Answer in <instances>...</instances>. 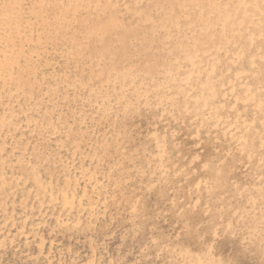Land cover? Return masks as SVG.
Listing matches in <instances>:
<instances>
[{
  "label": "rangeland",
  "instance_id": "1",
  "mask_svg": "<svg viewBox=\"0 0 264 264\" xmlns=\"http://www.w3.org/2000/svg\"><path fill=\"white\" fill-rule=\"evenodd\" d=\"M1 11L0 70L32 65L21 88L0 77V264H264V0H0ZM36 176L77 205L48 201Z\"/></svg>",
  "mask_w": 264,
  "mask_h": 264
},
{
  "label": "bare ground",
  "instance_id": "2",
  "mask_svg": "<svg viewBox=\"0 0 264 264\" xmlns=\"http://www.w3.org/2000/svg\"><path fill=\"white\" fill-rule=\"evenodd\" d=\"M8 2V1H7ZM19 2V1H18ZM15 4V3H14ZM18 4V3H17ZM6 6H8V5H6ZM9 7H10V9L13 7V6H10L9 5ZM60 8V7H59ZM2 12V11H1ZM0 12V13H1ZM3 13V12H2ZM1 13V14H2ZM214 13V12H213ZM4 14L5 13H3V15H0V16H4ZM202 14V13H201ZM10 17V16H9ZM122 21V20H121ZM122 23V22H121ZM117 24V23H116ZM118 26V25H117ZM115 27V26H114ZM118 28V27H117ZM8 29V28H7ZM201 29H202V27H201ZM6 30V29H5ZM87 33V32H86ZM163 34V33H162ZM174 36V35H173ZM163 37V36H162ZM163 39V38H162ZM242 42V41H241ZM18 45V44H17ZM196 45V44H195ZM40 48V47H39ZM3 49L6 51L7 49L9 50V52H10V54L8 55L9 57L7 58L8 59V61H5V62H9L10 63V65H11V63L13 64V62L10 60V59H12V56H14L15 55V53H14V47H13V45L11 46V47H8V45H6V43L3 45ZM35 50V49H34ZM79 52V51H78ZM116 52H118V51H116ZM17 53V52H16ZM32 54H33V52H32ZM81 54V53H80ZM100 55H101V53H100ZM118 55V54H117ZM120 55V54H119ZM96 56V55H95ZM94 56V57H95ZM0 57H1V55H0ZM17 57V56H16ZM21 57V56H20ZM51 57V56H50ZM49 57V58H50ZM81 57V56H80ZM103 57H104V55H103ZM14 58H15V56H14ZM27 58V57H26ZM25 58V59H26ZM83 58H85L84 56H83ZM87 58V57H86ZM90 58V57H89ZM96 58H98V57H96ZM100 59H101V57H99ZM106 58V57H105ZM244 58V57H243ZM242 58V59H243ZM1 59V58H0ZM15 59H17V58H15ZM25 59H23V60H25ZM32 59V58H31ZM115 59V58H114ZM113 59V60H114ZM194 59V58H193ZM2 60V59H1ZM0 60V61H1ZM14 61V60H13ZM15 61H17V60H15ZM94 61V60H93ZM101 61V60H100ZM198 61V60H197ZM30 62V61H29ZM82 62V61H81ZM23 64H21V65H18L16 68H12V66L11 67H9L8 68V70H0V77H2V83H8V84H10V82H13L14 84H15V88H21V86H22V84H24V82L22 83L21 82V80L23 79H21V74H26L28 77H29V73H30V71H31V63H28V59H27V62H22ZM193 63H194V61H193ZM17 64V63H16ZM37 64V63H36ZM42 64V63H41ZM53 64H54V62H53ZM38 65H39V63H38ZM37 65V66H38ZM48 65V64H47ZM16 66V65H15ZM8 67V66H7ZM6 67V68H7ZM40 67V66H39ZM41 67H44V66H41ZM208 67V66H207ZM33 69H35V68H33ZM37 69V68H36ZM94 69V68H93ZM37 71V70H36ZM39 71H40V69H39ZM200 71V70H199ZM35 73H37V72H35ZM42 73V72H41ZM44 73H46V72H44ZM32 74V73H31ZM136 74V73H135ZM213 74V73H212ZM33 75V74H32ZM166 75V74H165ZM22 76H24V75H22ZM36 76H38V74L36 75ZM40 76H41V74H40ZM125 76V75H124ZM62 77V76H61ZM129 77V76H128ZM134 77V76H133ZM209 77H210V75H209ZM26 78V77H25ZM38 78V77H37ZM202 78V77H201ZM30 79V78H29ZM39 79H41V78H39ZM199 79V78H198ZM45 80V79H44ZM123 80V79H122ZM164 80H165V77H164ZM179 80V79H178ZM192 80V79H191ZM91 81V80H90ZM95 81V80H94ZM1 82V81H0ZM30 82V81H29ZM113 82V81H112ZM161 82H163V81H161ZM12 83V84H13ZM27 83V82H26ZM38 83V82H37ZM37 83H35V84H37ZM39 83H41V81L39 82ZM46 83V82H45ZM93 83V82H92ZM123 83V82H122ZM166 83V82H165ZM164 83V84H165ZM11 84V85H12ZM34 84V85H35ZM44 84V83H43ZM6 85V84H5ZM29 85V84H28ZM38 85V84H37ZM208 85V84H207ZM8 86H10V85H7V87ZM165 86H167V85H165ZM1 87V86H0ZM5 87V86H4ZM163 87H164V85H163ZM9 88V87H8ZM13 88H14V86H13ZM29 88V87H28ZM136 88V87H135ZM216 88V87H215ZM5 89V88H4ZM7 89V88H6ZM23 89H24V87H23ZM159 89V88H158ZM163 89V88H162ZM10 90V89H9ZM8 89H7V91H9ZM19 90H21V89H19ZM27 90V89H26ZM31 90V89H30ZM183 90V89H182ZM186 90H188V89H186ZM185 90V91H186ZM198 90V89H197ZM0 91H2V89L0 90ZM4 91V90H3ZM25 91V90H24ZM23 91V92H24ZM45 91V90H44ZM19 92V91H18ZM17 92V93H18ZM21 92V91H20ZM43 92V91H42ZM145 92V91H144ZM1 93V92H0ZM15 93V92H14ZM3 94V93H2ZM11 94H12V92H11ZM31 94V93H30ZM29 94V95H30ZM167 94V93H166ZM1 95V94H0ZM19 95V94H18ZM162 95V94H161ZM11 96V95H10ZM77 96V95H76ZM155 96V95H154ZM171 96V95H170ZM1 97V96H0ZM6 97V96H5ZM9 97V96H8ZM15 97V96H14ZM20 97V96H19ZM24 97H26V96H24ZM162 97V96H161ZM11 98H12V96H11ZM16 98V97H15ZM28 98H30L29 96H28ZM88 98V97H87ZM138 98V97H137ZM158 98V97H157ZM217 98V97H216ZM1 99H3V100H5L4 98H1ZM159 99V98H158ZM31 100V99H30ZM211 100V99H210ZM213 100V99H212ZM137 101V100H136ZM4 102V101H3ZM177 102V101H176ZM207 102V101H206ZM1 103V102H0ZM163 103V102H162ZM205 103V102H204ZM203 103V104H204ZM92 104V103H91ZM148 104V103H147ZM202 104V105H203ZM2 105V104H1ZM94 105V104H93ZM81 106V105H80ZM207 106V105H206ZM76 107V106H75ZM145 107V106H144ZM151 107V106H150ZM1 108V107H0ZM2 108H3V106H2ZM70 108V107H69ZM81 108V107H80ZM106 108V107H105ZM105 108H104V110H105ZM58 109V108H57ZM83 109V108H82ZM89 109V108H88ZM103 109V108H102ZM63 110V109H62ZM97 110V109H96ZM126 110V109H125ZM84 111V110H83ZM103 111V110H102ZM218 111V110H217ZM33 112V111H32ZM48 113V112H47ZM104 113L106 114V111H104ZM50 115V114H49ZM45 116V115H44ZM115 118V117H114ZM101 119V118H100ZM120 119V118H119ZM18 120V119H17ZM111 120V119H110ZM3 121V120H2ZM78 121V120H77ZM96 121H98V120H96ZM248 121V120H247ZM246 121V122H247ZM47 122V121H46ZM79 122V121H78ZM45 123V122H44ZM3 124H4V122H3ZM63 124V123H62ZM61 124V125H62ZM119 124V123H118ZM249 123L247 122V125H248ZM253 124V123H252ZM255 124V123H254ZM9 125V124H8ZM40 125V124H39ZM4 126V125H3ZM63 126H64V124H63ZM124 126V125H123ZM15 127V126H14ZM92 127V126H91ZM39 128V127H38ZM61 128V127H60ZM59 128V129H60ZM64 128V127H63ZM90 128V127H89ZM124 128V127H123ZM2 130L3 129H5V127L4 128H1ZM9 129V128H8ZM14 129V128H13ZM17 129V128H16ZM28 129V128H27ZM67 129V128H66ZM81 129V128H80ZM83 129V128H82ZM93 129V128H92ZM12 130V128L10 129V131ZM61 130H63V129H61ZM71 130V129H70ZM91 130V129H90ZM17 131V130H16ZM55 131V130H54ZM2 132V131H1ZM15 132V131H14ZM43 132H44V130H43ZM62 132H64V130L62 131ZM81 132V131H80ZM89 132V131H88ZM118 132V131H117ZM11 133H12V131H11ZM19 133V132H18ZM36 133V132H35ZM65 133V132H64ZM76 133V132H75ZM83 133V132H82ZM7 134V133H6ZM5 134V135H6ZM14 134V133H13ZM27 134V133H26ZM30 134V133H29ZM41 134V133H40ZM57 134V133H56ZM83 134H85V133H83ZM104 134V133H103ZM102 134V135H103ZM109 134V133H108ZM1 135V134H0ZM23 135H24V133H23ZM64 135V134H63ZM67 135H69L68 133H67ZM101 135V136H102ZM116 135H118V134H116ZM16 136H18V135H16ZM21 136V135H20ZM33 136V135H32ZM35 136V135H34ZM74 136V135H73ZM122 136V135H121ZM243 136V135H242ZM28 137V136H27ZM41 137V136H40ZM61 137V136H60ZM68 137V136H67ZM76 137V136H75ZM11 138H13V136L11 137ZM11 138H10V140H11ZM34 138V137H33ZM52 138V137H51ZM64 138V137H63ZM77 138V137H76ZM0 139H1V137H0ZM4 139V138H3ZM16 139V138H15ZM82 139V138H81ZM88 138H86V139H84V140H87ZM100 139V138H99ZM133 139V138H132ZM50 140V139H49ZM64 140H65V138H64ZM92 140V139H91ZM91 140H89V141H91ZM101 140V139H100ZM111 140V139H110ZM110 140H108V141H110ZM123 140V139H122ZM14 141V140H13ZM29 141V140H28ZM38 141V140H37ZM56 141V140H55ZM11 142V141H10ZM23 142V141H22ZM41 142V141H40ZM61 142V141H60ZM59 142V143H60ZM64 142H66V141H64ZM67 142H69V141H67ZM75 142V141H74ZM94 142V141H93ZM33 143H34V141H33ZM38 143V142H37ZM78 143V142H77ZM76 143V144H77ZM81 143V145H82V143L83 142H80ZM96 143V142H95ZM95 143H94V145H95ZM108 143V142H107ZM9 144H11V143H9ZM44 144V143H43ZM91 144V143H90ZM100 144V143H99ZM4 145V144H3ZM28 145H30V142H29V144ZM37 145V144H36ZM47 145V144H46ZM50 145V144H49ZM79 145V144H78ZM26 146V145H25ZM33 146V145H32ZM38 146H40V145H38ZM53 146H54V144H53ZM69 146V145H68ZM5 147V146H4ZM27 147V146H26ZM25 147V148H26ZM63 147V146H62ZM66 147V146H65ZM81 147V146H80ZM86 147V146H85ZM97 147V146H96ZM95 146H94V148H96ZM98 147L100 148V146L98 145ZM7 148V147H6ZM29 148V147H28ZM43 148V147H42ZM49 148V147H48ZM60 148H61V145H60ZM91 148V147H90ZM92 148H93V146H92ZM93 148V149H94ZM5 149V148H4ZM34 148H32V150H33ZM45 149V148H44ZM58 149H59V147H58ZM71 149H74L75 150V148H71ZM80 149V148H79ZM98 149V148H97ZM102 149V148H101ZM38 150V149H37ZM37 150H33L34 151V153H35V151H37ZM55 150V149H54ZM82 150V149H81ZM104 150V149H103ZM105 151V150H104ZM124 151V150H123ZM132 151V150H131ZM42 152V151H41ZM46 152V151H45ZM57 152V151H56ZM70 152H72V151H70ZM94 152V151H93ZM102 152V151H101ZM0 153H2V152H0ZM33 153V152H32ZM63 153V152H62ZM65 153H69V152H65ZM95 153H96V151H95ZM118 153V152H117ZM135 153V152H134ZM14 154V153H13ZM12 154V155H13ZM61 154V153H60ZM106 154V153H105ZM1 155V154H0ZM39 155V154H38ZM42 155V154H41ZM44 155V154H43ZM42 155V156H43ZM58 155H59V153H58ZM62 155V154H61ZM60 155V156H61ZM70 155H71V153H70ZM79 155V154H78ZM85 155V154H84ZM83 155V156H84ZM87 155H89V154H87ZM94 155H97V153L96 154H94ZM107 155V154H106ZM8 156V155H7ZM6 156V157H7ZM10 156V155H9ZM27 156V155H26ZM32 156V155H31ZM35 156V155H34ZM47 156V155H46ZM56 156V155H55ZM76 157H77V155H75ZM105 156V155H104ZM108 156V155H107ZM119 156V155H118ZM1 158H2V156H0ZM14 157V156H13ZM30 157V156H29ZM38 157V156H37ZM71 157V156H70ZM80 157V156H79ZM79 157H77V158H79ZM95 157V156H94ZM99 157V156H98ZM117 157V156H116ZM133 157V156H132ZM4 159H5V157H3ZM16 158V157H15ZM39 158V157H38ZM38 158H36L35 160H38ZM56 158H58V157H56ZM93 158V157H92ZM91 158V159H92ZM108 158H111V157H109L108 156ZM119 158V157H118ZM123 158V157H122ZM125 158H127V157H125ZM125 158H124V160H125ZM23 159V158H22ZM43 159H44V156H43ZM69 159V158H68ZM80 159V158H79ZM97 159V158H96ZM9 160H11V159H9ZM30 160V159H29ZM49 160V159H48ZM56 160V159H55ZM59 160V159H58ZM67 160V159H66ZM114 160H116V159H114ZM135 160V159H134ZM22 161V160H21ZM24 161H26V159L24 160ZM33 161V160H32ZM50 161H51V159H50ZM68 161V160H67ZM95 161V160H94ZM102 161V160H101ZM111 161V160H110ZM121 161V160H120ZM129 161V160H128ZM2 162V161H1ZM15 162H17L16 160H15ZM15 162H13V163H15ZM27 162V161H26ZM30 162V161H29ZM35 162V161H34ZM38 162V161H37ZM41 162H42V159H41ZM59 162H61V161H59ZM71 162V161H70ZM83 162V161H82ZM86 162V161H85ZM88 162V161H87ZM118 162V161H117ZM121 162H123V159H122V161ZM120 162V163H121ZM145 162V161H144ZM12 163V162H11ZM12 163V164H13ZM24 162H22V164H23ZM44 163H45V161H44ZM65 163V162H64ZM106 163H108L107 162V160H106ZM111 163H113V161L111 162ZM119 163V164H120ZM131 163V162H130ZM7 164V163H6ZM17 164H19V163H17ZM21 164V165H22ZM32 164H34V163H32ZM36 164V163H35ZM35 164H34V166H35ZM40 164V163H39ZM42 164V163H41ZM56 164V163H55ZM79 164V163H78ZM94 165H95V163H93ZM99 164V163H98ZM109 164V163H108ZM124 164V163H123ZM126 164V163H125ZM124 164V165H125ZM26 165V164H25ZM30 165V164H29ZM44 165H46V164H44ZM69 165H71V164H69ZM92 165V164H91ZM105 165V164H104ZM113 165V164H112ZM120 165H122V164H120ZM166 165V164H165ZM3 167H4V165H2ZM2 166L0 165V167L2 168ZM13 166V165H12ZM32 166V165H31ZM42 166V165H41ZM61 166V165H60ZM67 166V165H66ZM74 166V165H73ZM100 166H101V164H100ZM105 166H109V165H105ZM14 167V166H13ZM23 167V166H22ZM36 167V166H35ZM44 167V166H43ZM65 167V166H64ZM94 167V166H93ZM95 167H97L96 165H95ZM99 167V166H98ZM19 168V167H18ZM49 168V167H48ZM85 168V167H84ZM84 168H83V170H84ZM122 169H123V165H122V167H121ZM27 169V168H26ZM61 169H63V168H61ZM86 169V168H85ZM91 169H92V166H91ZM120 169V168H119ZM118 169V170H119ZM3 170V169H2ZM2 170H1V172H2ZM52 170V169H51ZM127 170H129V169H127ZM147 170V169H146ZM29 172H31L30 170H28ZM32 171H33V169H32ZM71 171V170H70ZM93 171V170H92ZM110 171V170H109ZM133 171V170H132ZM144 171V170H143ZM63 172H64V170H63ZM112 172V171H111ZM131 172V171H130ZM147 172V171H146ZM3 173V172H2ZM52 173V172H51ZM9 174V173H8ZM17 174V173H16ZM15 174V179H18L19 177H20V173H18L17 175ZM73 174H75V173H73ZM82 174H84L88 179H91V175L87 172V170H84L83 172H82ZM112 174V173H111ZM12 175V174H11ZM14 175V174H13ZM31 175V174H30ZM47 175H48V173H47ZM65 175V174H64ZM69 175V174H68ZM80 175V173L78 174V176ZM10 176V175H9ZM46 176V175H45ZM33 177V176H32ZM32 177H31V179H32ZM55 177V176H54ZM58 177V176H57ZM26 178V177H25ZM52 177H50V178H48V180H49V182L46 180V182H48V183H46V182H43L42 180H40V176H36V182H37V185H38V190H39V188L40 189H43L45 192H47V194L46 195H48V201H50V202H52V203H56V204H58V206H60L62 209H65V208H71V207H74V205H77V201H78V198H77V194L76 193H74L73 191H70V190H67L66 189V187H63V186H60V188H56L55 187V183H54V181L52 182V179H51ZM65 178H67V176L65 175ZM11 179V178H10ZM9 179V180H10ZM43 179V178H42ZM78 179H79V177H78ZM9 180L6 178V176L5 175H3V174H1L0 175V182H1V184L3 185V187L5 188L6 187V182H8L9 183ZM45 180V179H44ZM67 180V179H66ZM77 180V179H76ZM75 180V181H76ZM87 181V180H86ZM90 180H88V182H89ZM78 183H79V181H77ZM88 182H86V183H88ZM7 183V184H8ZM11 183H12V181H11ZM61 183V182H60ZM75 183V182H74ZM84 183V182H83ZM91 183V182H90ZM14 184H15V182H14ZM25 184H26V182H25ZM28 184V183H27ZM34 184H35V182H34ZM85 184V183H84ZM12 185H13V183H12ZM12 185H10V186H12ZM30 185V184H29ZM58 185V184H57ZM17 186H18V184H17ZM8 187V186H7ZM23 187V186H22ZM61 187H63V188H61ZM76 187H78V186H76ZM88 187H89V185H88ZM102 187H104V186H102ZM8 188H10V187H8ZM30 188V186L27 188V189H29ZM35 188V187H34ZM96 188V187H95ZM94 188V189H95ZM98 188H100V187H98ZM7 189V188H6ZM13 189V188H12ZM14 189H16V188H14ZM53 189V190H52ZM109 189V188H108ZM24 190H26V189H24ZM43 190H42V192H43ZM80 190V189H79ZM78 190V191H79ZM103 190H104V188H103ZM103 190H102V192H103ZM110 190V189H109ZM117 190V189H116ZM3 191H4V189H3ZM7 191V190H6ZM9 191H11V189L9 190ZM27 191V190H26ZM34 191V189H29V191H28V194L29 193H31V192H33ZM90 191V190H89ZM95 191V190H94ZM106 191V190H105ZM1 192V191H0ZM8 192V191H7ZM7 192H5V194L6 195H8L7 194ZM35 192V191H34ZM77 192V191H76ZM17 193V192H16ZM21 193H23V192H21ZM36 193H38L37 191H36ZM96 193V192H95ZM108 193V192H107ZM107 193H105V194H107ZM110 193V192H109ZM3 194H4V192H3ZM2 194V196H4ZM12 194V193H11ZM11 194H10V198H11ZM32 194V193H31ZM101 194V193H100ZM99 194V195H100ZM128 194V193H127ZM14 195V194H13ZM16 195H19V194H16ZM24 195V194H23ZM26 195H27V193H26ZM33 195V194H32ZM35 195V194H34ZM38 195V194H37ZM95 195V194H94ZM103 195V194H102ZM119 195V194H118ZM125 195V194H124ZM21 196H22V194H21ZM25 196V195H24ZM86 196H87V194H86ZM85 196V197H86ZM97 196V195H96ZM123 196V195H122ZM26 197V196H25ZM28 197H29V195H28ZM33 197V196H32ZM41 197H42V195H41ZM45 197V196H44ZM103 197V196H102ZM112 197V196H111ZM37 198V197H36ZM127 198V197H126ZM1 199V198H0ZM4 199V198H3ZM35 199V198H34ZM6 200V199H5ZM12 201H13V199H11ZM38 200V199H37ZM127 200H128V198H127ZM137 200V199H136ZM87 201V200H86ZM110 201H112V200H110ZM2 202H3V200H2ZM11 202V201H10ZM24 202H25V200H24ZM99 202H100V200H99ZM127 202V201H126ZM134 202H136V201H134ZM6 203V202H5ZM17 203V202H16ZM105 203V202H104ZM116 203V202H115ZM119 203V202H118ZM15 204V203H14ZM25 204V203H24ZM45 204V203H44ZM96 204V203H95ZM122 204V203H121ZM23 205V204H22ZM27 205V204H26ZM36 205V204H35ZM102 205V204H101ZM107 205H108V203H107ZM129 205V204H128ZM14 206V205H13ZM31 206V205H30ZM33 206V205H32ZM40 206H42V204H40ZM44 206V205H43ZM49 206V205H48ZM121 206V205H120ZM1 207V206H0ZM15 207V206H14ZM27 207V206H26ZM37 207V206H36ZM4 208H5V206H4ZM6 208H7V206H6ZM19 208V207H18ZM30 208V207H29ZM41 208V207H40ZM43 208V207H42ZM47 208V207H46ZM103 208V207H102ZM131 208V207H130ZM2 209V208H1ZM45 209V208H44ZM50 209V208H49ZM62 209H60V210H62ZM68 209V210H69ZM135 209V208H134ZM134 209H132V210H134ZM4 211L6 210V209H3ZM2 210V211H3ZM14 210V209H13ZM25 210V209H24ZM29 210V209H28ZM33 210V209H32ZM72 210V209H71ZM85 210V209H84ZM131 210V209H130ZM136 210V209H135ZM134 210V211H135ZM10 211H12V210H10ZM55 211V210H54ZM53 211V212H54ZM59 211V210H58ZM103 211V210H102ZM101 211V212H102ZM7 212V211H6ZM13 212V211H12ZM12 212H9L10 213V215L11 216H13V213ZM17 212V211H16ZM20 212V211H19ZM31 212V211H30ZM33 212V211H32ZM60 212V211H59ZM63 212V211H62ZM68 212V211H67ZM70 212V211H69ZM77 212V211H76ZM98 212V211H97ZM138 212V211H137ZM12 213V214H11ZM43 213H44V211H43ZM134 213V212H133ZM4 214V213H3ZM31 215H32V213H30ZM40 214V213H39ZM55 214V213H54ZM60 214V213H59ZM61 214H63V213H61ZM64 214H65V212H64ZM69 214V213H68ZM10 215H7L6 214V216L8 217V216H10ZM25 215V214H24ZM30 215V216H31ZM52 215V214H51ZM107 215V214H106ZM28 216V215H27ZM27 216H25V218L27 217ZM43 216H44V214H43ZM43 216H42V219H43ZM57 216V215H56ZM60 216V215H59ZM64 216V215H63ZM74 216V215H73ZM78 216V215H77ZM5 217V216H4ZM21 217V216H20ZM29 217V216H28ZM38 217V216H37ZM67 217V216H66ZM79 217V216H78ZM77 217V218H78ZM119 217V216H118ZM36 218V217H35ZM54 218V217H53ZM56 218V217H55ZM54 218V219H55ZM60 218V217H59ZM69 218V217H68ZM24 218H22V220H23ZM32 219V218H31ZM58 219V218H57ZM55 220V221H57L58 222V220ZM62 219V218H61ZM60 219V221H62ZM78 219H80V218H78ZM108 219V218H107ZM13 220H14V218H13ZM20 220V219H19ZM26 220H28V219H26ZM39 220H41V219H39ZM92 220V219H91ZM90 220V221H91ZM111 220H112V218H111ZM120 220V219H119ZM21 221V220H20ZM42 221V220H41ZM54 221V220H53ZM90 221H89V223H90ZM0 222H2V221H0ZM4 222V221H3ZM25 222V221H24ZM32 222V221H31ZM56 222V223H57ZM71 222V221H70ZM86 222V221H85ZM92 222V221H91ZM133 222V221H132ZM10 223V222H9ZM43 223H44V221H43ZM86 223H88V220H87V222ZM86 223H84V225L86 226V225H88V224H86ZM98 223V222H97ZM134 223V222H133ZM2 224V223H1ZM20 224H22V222L20 223ZM24 224V223H23ZM92 224V223H91ZM109 224H110V222H109ZM25 225V224H24ZM40 225V224H39ZM45 225V224H44ZM59 225H60V223H59ZM77 225V224H76ZM94 225V224H93ZM106 225V224H105ZM55 226V225H54ZM64 226V225H63ZM71 226V225H70ZM78 226V225H77ZM92 226V225H91ZM122 226V225H121ZM64 227H66V226H64ZM92 227H94V226H92ZM99 227V226H98ZM106 227V226H105ZM10 228V227H9ZM44 228V227H43ZM45 228H48V227H45ZM59 228H61V227H59ZM80 228V227H79ZM95 228V227H94ZM6 229V228H5ZM4 229V230H5ZM17 229V228H16ZM15 229V230H16ZM34 229V228H33ZM32 229V230H33ZM51 229V228H50ZM65 229V228H64ZM70 229V228H69ZM68 229V230H69ZM78 229V228H77ZM89 229V228H88ZM99 229H101V228H99ZM120 229V228H119ZM3 230V231H4ZM20 229H18V231H19ZM46 230V229H45ZM48 230V229H47ZM54 230V229H53ZM72 230V229H71ZM85 230V229H84ZM83 230V231H84ZM95 230V229H94ZM105 230V229H104ZM115 230V229H114ZM38 231V230H37ZM37 231H36V233H37ZM64 231V230H63ZM76 231H78V230H76ZM82 231V230H81ZM90 231H91V229H90ZM93 231V230H92ZM91 231V232H92ZM119 231H121V230H119ZM23 232V231H22ZM47 232V231H46ZM56 232V231H55ZM87 232V231H86ZM95 232V231H94ZM101 232V231H100ZM7 233V232H6ZM10 233V232H9ZM32 233V232H31ZM52 233V232H51ZM57 233V232H56ZM66 233V232H65ZM96 233V232H95ZM109 233H110V231H109ZM32 235V234H31ZM39 235H41L40 233H39ZM97 235V234H96ZM102 235H104V234H102ZM25 236V235H24ZM28 236V235H27ZM26 236V237H27ZM72 236V235H71ZM80 236V235H79ZM22 237V236H21ZM41 237H42V235H41ZM59 237V236H58ZM63 237V236H62ZM69 237V236H68ZM92 237H94V236H92ZM137 237V236H136ZM37 238V237H36ZM39 238V237H38ZM61 238V237H60ZM76 238V237H75ZM32 239V238H31ZM48 239H49V237H48ZM51 239V238H50ZM15 240V239H14ZM34 240V239H33ZM55 240V239H54ZM56 240H57V238H56ZM77 240V239H76ZM75 240V241H76ZM80 240V239H79ZM92 239L90 238V240L89 241H91ZM37 241V240H36ZM81 241V240H80ZM83 241H84V239H83ZM39 242V241H38ZM61 242V241H60ZM78 242V241H77ZM35 243V242H34ZM33 243V244H34ZM48 243V242H47ZM59 243V242H58ZM57 243V244H58ZM61 243H63V242H61ZM76 243V242H75ZM37 244V243H36ZM36 244H34V245H36ZM40 244V243H39ZM68 244V243H67ZM74 244V243H73ZM84 244V243H83ZM18 245V244H17ZM30 245H31V242H30ZM43 245V244H42ZM47 245V244H46ZM48 245H49V243H48ZM93 245V244H92ZM91 245V246H92ZM33 246V245H32ZM70 246V245H69ZM93 246H95V244L93 245ZM23 247V246H22ZM36 248L38 247V245H36L35 246ZM40 247V246H39ZM55 247V246H54ZM67 247V246H66ZM71 247V246H70ZM73 247V246H72ZM29 248V247H28ZM48 248H50V247H48ZM47 248V249H48ZM57 248V247H56ZM23 249V248H22ZM69 249V248H68ZM21 250V249H20ZM20 250H19V252H20ZM37 250V249H36ZM41 250H42V247H41ZM45 250V249H44ZM96 250V249H95ZM11 251V250H10ZM34 252H35V249H34ZM38 252V251H37ZM94 252V251H93ZM27 253V252H26ZM44 253V252H43ZM49 253V252H48ZM75 253V252H74ZM96 253V252H95ZM184 253V252H183ZM0 254H2V253H0ZM23 254V253H22ZM41 254V253H40ZM51 254V253H50ZM55 254V253H54ZM53 254V255H54ZM59 254V253H58ZM57 254V255H58ZM70 254H71V252H70ZM69 254V255H70ZM76 254V253H75ZM38 255V254H37ZM37 255H36V257H37ZM46 255V254H45ZM72 255V254H71ZM29 256H30V254H29ZM49 256V255H48ZM55 256V255H54ZM59 256V255H58ZM19 257V256H18ZM46 257V256H45ZM44 257V258H45ZM67 257H68V255H67ZM95 257V256H94ZM17 258V257H16ZM29 258V257H28ZM35 258V257H34ZM43 258V259H44ZM63 258V257H62ZM61 258V259H62ZM65 258V257H64ZM69 258H70V256H69ZM75 258H77V257H75ZM1 259V258H0ZM23 259V258H22ZM27 259V258H26ZM30 259V258H29ZM42 259V258H41ZM73 259H74V257H73ZM190 259V258H189ZM65 260V259H64ZM68 260V259H67ZM78 260V262H79V259H77ZM113 260V259H112ZM56 261V260H55ZM75 262V261H74ZM81 262V261H80ZM83 262V261H82ZM59 263V262H58ZM57 263V264H58ZM72 263V262H71ZM70 263V264H71ZM88 263V262H87ZM90 263V262H89ZM114 263V262H113ZM213 263V262H212ZM211 263V264H212ZM36 264V263H35ZM55 264V263H54ZM61 264V263H60ZM67 264V263H66ZM74 264V263H73ZM75 264H76V262H75ZM96 264H98V263H96ZM195 264H197V263H195Z\"/></svg>",
  "mask_w": 264,
  "mask_h": 264
}]
</instances>
